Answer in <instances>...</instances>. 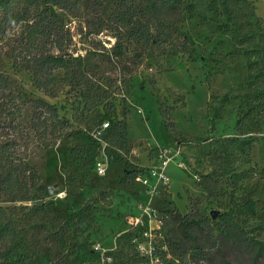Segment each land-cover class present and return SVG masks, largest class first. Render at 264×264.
Returning <instances> with one entry per match:
<instances>
[{
  "label": "rangeland",
  "instance_id": "1",
  "mask_svg": "<svg viewBox=\"0 0 264 264\" xmlns=\"http://www.w3.org/2000/svg\"><path fill=\"white\" fill-rule=\"evenodd\" d=\"M227 2L129 0L168 40L125 42V57L143 51L131 73L106 59L114 31L90 33L96 22L112 25L113 0L56 6L73 56V85L61 81L57 96L14 63L11 36L0 38V73L23 96L55 104L64 123L59 137L30 141L44 189L0 204L16 232L0 264H192L163 210L217 220L213 211L243 195L257 201L247 230L264 240V0ZM30 115L27 106L24 124ZM163 166L168 183L154 175Z\"/></svg>",
  "mask_w": 264,
  "mask_h": 264
},
{
  "label": "trees",
  "instance_id": "2",
  "mask_svg": "<svg viewBox=\"0 0 264 264\" xmlns=\"http://www.w3.org/2000/svg\"><path fill=\"white\" fill-rule=\"evenodd\" d=\"M0 0V38L11 36L14 63L32 72L37 88L49 96H57L59 83L70 78L72 34L64 19L51 13V7L73 9L82 0ZM211 8L218 0H210ZM114 10L107 21L90 27L99 35L114 31L116 41L106 59L116 62L123 73H131L142 62L143 51L124 56L125 42L139 44L143 49L163 47L168 40L145 15L138 16L129 0H113ZM168 2V0H164ZM223 6L229 9L227 0ZM89 10L90 6L86 4ZM194 12V5H186ZM183 51L185 49H174ZM63 70L60 77L58 71ZM31 110L30 121L22 122L25 107ZM173 125V123H171ZM64 123L55 104L41 98L25 97L14 81L0 73V204L32 201L44 189L37 168L28 161V149L33 136L59 137ZM257 201L243 195L229 211L217 220L191 212L182 214L173 209L163 210V221L177 225L181 233L177 244L184 245L192 264H264V240L247 230L246 222L256 214ZM9 208L0 205V248L16 237L14 220L7 215ZM181 248V247H180Z\"/></svg>",
  "mask_w": 264,
  "mask_h": 264
},
{
  "label": "built area",
  "instance_id": "3",
  "mask_svg": "<svg viewBox=\"0 0 264 264\" xmlns=\"http://www.w3.org/2000/svg\"><path fill=\"white\" fill-rule=\"evenodd\" d=\"M154 175L163 183L169 182V175L166 169V166L161 167L159 170L154 171Z\"/></svg>",
  "mask_w": 264,
  "mask_h": 264
},
{
  "label": "water",
  "instance_id": "4",
  "mask_svg": "<svg viewBox=\"0 0 264 264\" xmlns=\"http://www.w3.org/2000/svg\"><path fill=\"white\" fill-rule=\"evenodd\" d=\"M55 12H56V9H55L54 6H52V7H51V13H55ZM220 213H221L220 211H213V212L211 213V216H212L213 218H217L218 215H219Z\"/></svg>",
  "mask_w": 264,
  "mask_h": 264
}]
</instances>
